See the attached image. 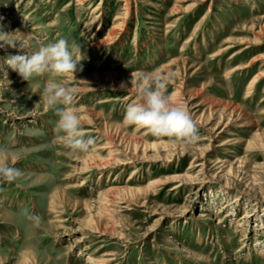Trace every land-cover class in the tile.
<instances>
[{
	"label": "rangeland",
	"instance_id": "obj_1",
	"mask_svg": "<svg viewBox=\"0 0 264 264\" xmlns=\"http://www.w3.org/2000/svg\"><path fill=\"white\" fill-rule=\"evenodd\" d=\"M0 31L79 46L60 82L93 140L65 147L36 92L51 76L24 81L4 63L22 51L0 48V148L20 172L0 182V264H264V196L247 192L264 190V0H0ZM141 76L191 99L195 144L126 123Z\"/></svg>",
	"mask_w": 264,
	"mask_h": 264
},
{
	"label": "clouds",
	"instance_id": "obj_2",
	"mask_svg": "<svg viewBox=\"0 0 264 264\" xmlns=\"http://www.w3.org/2000/svg\"><path fill=\"white\" fill-rule=\"evenodd\" d=\"M12 33L0 31V48L5 45L13 48L18 46L23 54L7 56L4 63L27 82L45 74L51 76L36 90L39 101L54 110L57 116L54 131L62 144L72 151L86 152L93 140L85 139L81 122L69 107L74 102L75 89L60 82L65 75L75 76L76 72L82 70L79 46L75 43L70 45L63 38L47 44H32L16 40ZM121 87L126 85L122 82ZM164 88L165 84L159 81V77L141 76L138 83L140 100L126 106L124 120L130 126L148 129L153 137L168 138L186 147L195 144L199 138L196 122L186 108L170 103L162 91ZM8 160V150L0 148V182L11 183L20 175L19 170ZM29 219L38 222L39 217Z\"/></svg>",
	"mask_w": 264,
	"mask_h": 264
},
{
	"label": "bare ground",
	"instance_id": "obj_3",
	"mask_svg": "<svg viewBox=\"0 0 264 264\" xmlns=\"http://www.w3.org/2000/svg\"><path fill=\"white\" fill-rule=\"evenodd\" d=\"M22 32V34L23 35H26L27 37H29V34L25 31V30H22L21 31ZM256 80V79H255ZM252 86V85H251ZM191 99H186V102H184V108H186L187 109V111L191 114V111L189 110V107H188V103H189V101H190ZM211 106V105H210ZM210 111H211V116H213V113H214V110L212 109V107H211V109H210ZM209 115V114H208ZM222 115H226V113H222ZM191 116H193L192 114H191ZM228 116H229V119H228V122H232V121H236L240 116L238 115V116H235V113H234V110L233 111H231V112H229L228 113ZM210 119H211V117H209V119L207 118V121H206V124L207 123H209V121H210ZM223 120V119H222ZM220 122H221V119L219 120V122H217V125H219L220 124ZM231 122H230V124H231ZM250 123L249 122H245V120L243 121V123L240 125L241 127L242 126H246V125H249ZM216 125V126H217ZM225 126H227V124L225 125ZM214 130V129H213ZM232 131V130H231ZM232 134H234V133H228V135H230V136H232ZM229 140V139H228ZM227 143V142H226ZM196 166H201V169H200V171H201V173H198L199 174V176H201V174H203L204 173V163H199L198 165H196ZM174 177V176H173ZM172 177V178H173ZM198 177V176H197ZM197 177L196 178H192V177H188V178H186V179H188L190 182H197L196 180H197ZM221 177V176H220ZM182 178V177H181ZM178 179H179V177H178ZM175 180V179H174ZM176 180H177V177H176ZM184 179L182 178V179H179L178 181H183ZM227 186V185H226ZM253 187V186H252ZM250 187V190L249 191H247L248 193H251V194H254V195H257V196H264V190H262V189H260V187L259 188H257V187ZM223 191V190H222ZM226 192V191H225ZM2 217L4 218V219H8V218H10L11 217V214H9V213H7V212H5V211H3L2 212ZM27 256H29V255H27ZM101 258V257H100ZM106 259V258H105ZM95 260V259H94ZM99 260V259H98ZM104 261V260H103ZM99 262H101L102 263V261L100 260ZM95 264V263H94ZM99 264V263H98ZM104 264V263H103Z\"/></svg>",
	"mask_w": 264,
	"mask_h": 264
}]
</instances>
